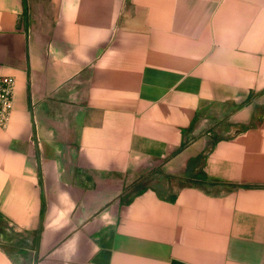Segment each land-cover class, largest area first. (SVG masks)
<instances>
[{
    "label": "crops",
    "instance_id": "crops-1",
    "mask_svg": "<svg viewBox=\"0 0 264 264\" xmlns=\"http://www.w3.org/2000/svg\"><path fill=\"white\" fill-rule=\"evenodd\" d=\"M0 264H264V0H0Z\"/></svg>",
    "mask_w": 264,
    "mask_h": 264
},
{
    "label": "built area",
    "instance_id": "built-area-1",
    "mask_svg": "<svg viewBox=\"0 0 264 264\" xmlns=\"http://www.w3.org/2000/svg\"><path fill=\"white\" fill-rule=\"evenodd\" d=\"M16 80L12 76H0V125L8 126L13 109Z\"/></svg>",
    "mask_w": 264,
    "mask_h": 264
},
{
    "label": "rangeland",
    "instance_id": "rangeland-1",
    "mask_svg": "<svg viewBox=\"0 0 264 264\" xmlns=\"http://www.w3.org/2000/svg\"><path fill=\"white\" fill-rule=\"evenodd\" d=\"M0 240L8 252L14 253L21 246L20 243L25 240V237L0 220Z\"/></svg>",
    "mask_w": 264,
    "mask_h": 264
},
{
    "label": "trees",
    "instance_id": "trees-1",
    "mask_svg": "<svg viewBox=\"0 0 264 264\" xmlns=\"http://www.w3.org/2000/svg\"><path fill=\"white\" fill-rule=\"evenodd\" d=\"M24 244V240L20 243V245H23ZM15 247V245H13Z\"/></svg>",
    "mask_w": 264,
    "mask_h": 264
}]
</instances>
